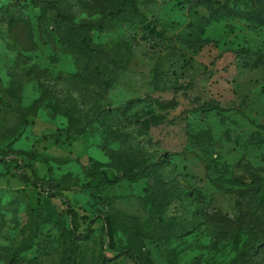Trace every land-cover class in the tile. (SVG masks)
I'll use <instances>...</instances> for the list:
<instances>
[{
    "label": "rangeland",
    "instance_id": "374dc122",
    "mask_svg": "<svg viewBox=\"0 0 264 264\" xmlns=\"http://www.w3.org/2000/svg\"><path fill=\"white\" fill-rule=\"evenodd\" d=\"M134 1L0 0V264H264V0Z\"/></svg>",
    "mask_w": 264,
    "mask_h": 264
},
{
    "label": "trees",
    "instance_id": "16d2710c",
    "mask_svg": "<svg viewBox=\"0 0 264 264\" xmlns=\"http://www.w3.org/2000/svg\"><path fill=\"white\" fill-rule=\"evenodd\" d=\"M122 1H124L123 4L124 3L129 4L134 9V11L138 13L140 20H141V23L143 24V26L146 30H148L150 33L155 34L157 36H163V33L158 31L156 27L150 25V23L147 20V16L144 14V12H141L139 10V8L137 7L134 0H118L117 4L115 5L114 10H119L122 7V5H123L121 3ZM58 11L60 14L65 15L64 13H62L60 11V9H58ZM22 156L27 157L30 161H33L35 159V157L32 153L24 151V150L17 149V150L3 151L0 148V162H3V161L12 162V161L23 160ZM19 158H21V159H19ZM28 166L30 167L31 171L33 172L34 178L26 177L25 180L27 182H31L33 185H35L39 188H42L46 191L47 189H46L45 182L43 180H41L36 175V173H35V171L31 165H28ZM71 216L74 220L75 215H74L73 211L71 212ZM103 218H104V222L106 224V234H107L108 239H109V245L111 246L110 248L117 249L118 246H116V244H115V227H114L113 219L110 215H104ZM77 231H78V225H76L74 227V235L76 238L88 239V238H90V235L92 233L91 229H88L87 233H78ZM243 233H244V229L240 228L237 235H236V243L240 242L241 236L243 235Z\"/></svg>",
    "mask_w": 264,
    "mask_h": 264
}]
</instances>
